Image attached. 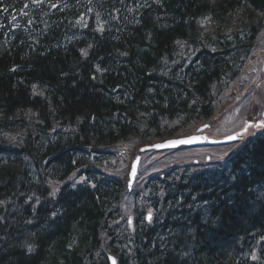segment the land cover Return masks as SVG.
Here are the masks:
<instances>
[{
    "label": "trees",
    "instance_id": "1",
    "mask_svg": "<svg viewBox=\"0 0 264 264\" xmlns=\"http://www.w3.org/2000/svg\"><path fill=\"white\" fill-rule=\"evenodd\" d=\"M3 1L0 264H264V129L197 165L161 151L166 169L134 192L154 224L134 231L114 165L216 113L264 0Z\"/></svg>",
    "mask_w": 264,
    "mask_h": 264
},
{
    "label": "rangeland",
    "instance_id": "2",
    "mask_svg": "<svg viewBox=\"0 0 264 264\" xmlns=\"http://www.w3.org/2000/svg\"><path fill=\"white\" fill-rule=\"evenodd\" d=\"M253 54H254V56L255 57H264V30L261 32V34L259 35V38H258V40L256 41V44H255V48H254V51H253ZM262 59H264V58H262ZM263 87H264V81H263ZM239 91L241 92V93H243L242 94V98L243 99H245V97H246V93H248L247 91H246V88H244V87H241V88H239ZM246 91V92H245ZM250 94V93H249ZM262 97L264 98V91H263V93H262ZM222 109H225L224 108V106L223 105H221V110ZM216 123H218L220 120H219V114L216 116ZM240 121L239 120H235V119H229V120H227V122H226V126H225V128H227V129H229V128H232V127H234V126H236L238 123H239ZM220 125V124H219ZM219 125H217V126H215V128L213 127L212 129H210V132L209 133H216V135L215 136H223V135H225V134H227L228 133V130L226 129V130H220V131H217L218 129H219ZM217 131V132H216ZM212 134V135H213ZM117 150L118 151H122V149H124V150H127L128 149V146H127V144L126 143H121V144H118L117 145ZM129 149H131L130 147H129ZM217 153V151H215V150H212V149H210V148H201V149H197V150H193L192 152H190L189 154H185L184 152H180V153H176V154H174L173 155V158H177V159H179V158H183L184 160H193V159H198V158H200V157H203V156H205V155H215ZM185 155H190V156H188V157H185ZM124 156H125V154H124ZM159 156H161V154H156L155 152H150V153H146L144 156H143V160L146 162V163H151V164H156V160H157V158L159 157ZM126 157V156H125ZM165 159V158H164ZM115 161V160H114ZM125 160H124V157H123V155H121L120 156V160L119 161H116V162H114V165L116 166V167H121V166H125ZM166 162V160L164 161V163ZM159 164H163V162H158ZM163 166V165H162ZM162 166H160V167H162ZM76 180H80V178L79 177H76L75 178Z\"/></svg>",
    "mask_w": 264,
    "mask_h": 264
},
{
    "label": "water",
    "instance_id": "3",
    "mask_svg": "<svg viewBox=\"0 0 264 264\" xmlns=\"http://www.w3.org/2000/svg\"><path fill=\"white\" fill-rule=\"evenodd\" d=\"M239 135L238 133L232 134L230 136H227L224 139L220 140H214L207 138L206 136L202 134H196V135H190L186 137H180V138H175V139H169L164 142L156 143L153 145H148L140 148V151L144 149H150V148H156V149H167V148H174L180 145H191V144H203V143H220V142H225V141H231L235 138H237ZM139 156H137L134 161L132 162L131 170H130V178L131 181L133 179L134 174L136 173V168L138 164Z\"/></svg>",
    "mask_w": 264,
    "mask_h": 264
},
{
    "label": "snow or ice",
    "instance_id": "4",
    "mask_svg": "<svg viewBox=\"0 0 264 264\" xmlns=\"http://www.w3.org/2000/svg\"><path fill=\"white\" fill-rule=\"evenodd\" d=\"M148 219H151V212L149 213ZM29 250L31 251V248H29Z\"/></svg>",
    "mask_w": 264,
    "mask_h": 264
},
{
    "label": "bare ground",
    "instance_id": "5",
    "mask_svg": "<svg viewBox=\"0 0 264 264\" xmlns=\"http://www.w3.org/2000/svg\"><path fill=\"white\" fill-rule=\"evenodd\" d=\"M114 257H117V255L113 254Z\"/></svg>",
    "mask_w": 264,
    "mask_h": 264
}]
</instances>
